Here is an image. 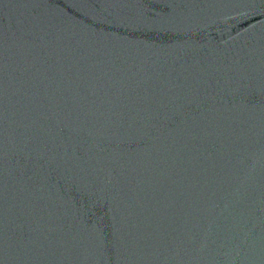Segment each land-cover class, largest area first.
I'll return each instance as SVG.
<instances>
[{
    "label": "water",
    "instance_id": "95a60500",
    "mask_svg": "<svg viewBox=\"0 0 264 264\" xmlns=\"http://www.w3.org/2000/svg\"><path fill=\"white\" fill-rule=\"evenodd\" d=\"M0 264H264V0H0Z\"/></svg>",
    "mask_w": 264,
    "mask_h": 264
}]
</instances>
